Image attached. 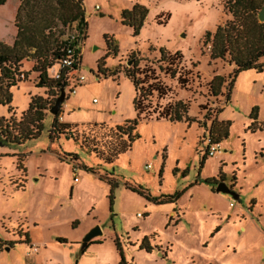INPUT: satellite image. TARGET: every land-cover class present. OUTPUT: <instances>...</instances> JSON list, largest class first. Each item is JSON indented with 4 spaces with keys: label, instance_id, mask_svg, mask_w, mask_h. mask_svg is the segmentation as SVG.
<instances>
[{
    "label": "rangeland",
    "instance_id": "1",
    "mask_svg": "<svg viewBox=\"0 0 264 264\" xmlns=\"http://www.w3.org/2000/svg\"><path fill=\"white\" fill-rule=\"evenodd\" d=\"M135 5L146 10L137 36L121 19ZM82 6L84 23L67 33L80 37L75 76L85 80L74 95L75 82L69 83L60 110L80 134L77 142L61 137L51 143L53 118L47 112L38 140L0 145V264H119V252L127 264H264V68L241 72L230 85L233 66L210 60L204 36L230 19L223 0H83ZM18 8L19 0L0 6V43L7 47L16 37ZM160 51L182 55L189 71L186 90L159 72ZM101 61L106 69H119L116 77L97 75ZM134 64L155 70L170 88L171 98L159 104L186 103L193 122L139 120L140 139L106 165L91 146L108 153L117 142L99 124L108 128L137 119L135 88L123 71ZM32 67V61H22L21 71L30 74L10 88V105H0V119L18 122L30 97H47L35 88ZM215 77L223 81L218 97L209 89ZM214 120L229 123L228 137L201 168ZM0 139L5 140L2 134ZM81 141L89 151L79 147ZM17 155H25V178ZM206 178H215L216 185L194 184ZM222 182L237 201L216 196ZM173 196L178 199L157 205ZM95 227L102 235L92 242L100 244L81 251ZM25 234L30 245L23 243ZM144 240L151 252L139 249Z\"/></svg>",
    "mask_w": 264,
    "mask_h": 264
},
{
    "label": "trees",
    "instance_id": "2",
    "mask_svg": "<svg viewBox=\"0 0 264 264\" xmlns=\"http://www.w3.org/2000/svg\"><path fill=\"white\" fill-rule=\"evenodd\" d=\"M6 1L0 0V6ZM223 2L224 11L230 15V19L225 24L218 26L213 34L205 33L203 47L209 48L211 61L223 60L233 66L231 85L239 73L264 68V63H260L264 59V22L258 21V14L264 7V0H223ZM82 4L83 0H19L15 19L17 32L13 45L7 47L0 43V105L9 106L10 88L28 79L30 73L21 71L23 60L33 62L31 73L37 75L35 88L45 91L47 97H30L28 109L21 114L18 122L13 121V118L0 119V133L4 136L6 144L21 146L28 141L38 140L43 131V122L47 112L49 113L55 104L60 91L65 90L69 83L76 79L75 72L81 63V50L76 42L77 39L73 43L69 42L67 31L78 21L84 23ZM145 16L146 10L135 5L131 11H124L121 19L124 24L133 29L134 36H137ZM68 46L75 48L76 54L73 56L75 65L63 69L60 72V79L56 80L52 75L53 70L64 58L68 57L66 53ZM108 50L116 53V49L110 48L109 45ZM155 63L160 73L175 81L180 89H187L189 71L182 65L181 54L167 55L160 51V56ZM103 66V61L98 63V76L114 78L119 73L118 68L106 69ZM123 71L135 88L134 109L137 119L108 128L105 124H99V126H104L107 134L117 140L108 148V153L99 150L96 145L91 146L90 152L106 165L112 164L118 160L120 155L129 152L134 143L140 139L137 133L139 120L145 122L164 120L171 123L193 122L188 118L189 106L186 103L181 101L172 103L168 100L164 105L159 104L160 101H167L168 98H171V90L160 82L155 70L150 67L137 69V65L134 64L131 69ZM222 84L223 81L220 77H215L210 82L209 89L212 97L219 96ZM200 108L205 110V107ZM60 113L56 116L49 113L53 118L48 131L49 141L54 143L61 137H68L77 142L78 134H80L77 133L78 126L59 122ZM97 125L94 124L93 127ZM228 130L229 123H219L214 120L209 130V145H217L226 140ZM79 147L89 151L85 141H81ZM207 157L208 146L205 155L201 158V168ZM17 158V169L25 178L26 170L23 166L25 155H17ZM199 183L212 188L216 185V179L206 178L196 181L194 184ZM20 188L23 190L25 185H21ZM127 189L146 197L143 191H138L130 186ZM174 199L176 201L178 197L162 199L157 202V205L173 202ZM23 237V243L30 245L28 235L25 234ZM91 244L99 245L100 242H91L89 245ZM115 244L118 247L117 242ZM3 246L4 244L0 242V252ZM139 249L147 252L152 251L146 240L142 242ZM119 255V264H127L120 252Z\"/></svg>",
    "mask_w": 264,
    "mask_h": 264
},
{
    "label": "water",
    "instance_id": "3",
    "mask_svg": "<svg viewBox=\"0 0 264 264\" xmlns=\"http://www.w3.org/2000/svg\"><path fill=\"white\" fill-rule=\"evenodd\" d=\"M258 20L260 23H263L264 22V7L262 8V10L259 12L258 14ZM130 65V64H128ZM65 91L64 89H62L60 91V94L58 96V98L56 99L55 101V104L53 105V107L49 110V113L53 116H56L59 111L61 110V107L62 105L64 104L65 102ZM0 138H1V133H0ZM4 141H2L0 139V145L3 143ZM5 143V142H4ZM215 193H218V194H223V195H226V196H229L231 197L232 199H234L235 201H237L239 199V196L237 194H235L233 191L230 190V188L225 184V183H219L216 188H215ZM102 233L101 231L99 230L98 227H95L93 228L91 231H89L84 239L82 240V243H81V251H83L91 242L94 238L98 237V236H101ZM6 251H9L8 248H5Z\"/></svg>",
    "mask_w": 264,
    "mask_h": 264
},
{
    "label": "built area",
    "instance_id": "4",
    "mask_svg": "<svg viewBox=\"0 0 264 264\" xmlns=\"http://www.w3.org/2000/svg\"><path fill=\"white\" fill-rule=\"evenodd\" d=\"M96 9H98V7H96ZM80 36L83 37V30L81 28V33H80ZM69 42L70 43H73L76 41L77 39V43L79 44L80 42V37L77 36V35H73V34H69ZM84 39V38H83ZM66 53L68 54V57L64 58L60 64L57 66V71L56 70H53V77L54 79L58 80L60 79V72L63 71V69H66V68H70L72 66L75 65V60H74V55L76 54V51H75V48L72 47V46H68L67 49H66ZM84 77H79L74 80L75 82V85L72 89V91L70 92L71 95H74L75 92H76V87L79 86L81 83H83L84 81ZM220 148V144H217V145H210L208 147V157H212L214 156V154L216 153V150H218ZM146 168H150V166H147ZM74 181L76 182L77 179L74 178Z\"/></svg>",
    "mask_w": 264,
    "mask_h": 264
},
{
    "label": "crops",
    "instance_id": "5",
    "mask_svg": "<svg viewBox=\"0 0 264 264\" xmlns=\"http://www.w3.org/2000/svg\"><path fill=\"white\" fill-rule=\"evenodd\" d=\"M75 94H76V92H75ZM64 103H65V102H64ZM64 107H65V106H64V104H63L62 107H61V111H62V109H63ZM59 122L64 123V124H69V123L65 122V120L63 119L61 113H60V117H59ZM69 125H71V124H69ZM215 194H216V196H220V194H218V193H215ZM224 196H226V195H224ZM227 217H233V215L230 214V213H227Z\"/></svg>",
    "mask_w": 264,
    "mask_h": 264
}]
</instances>
